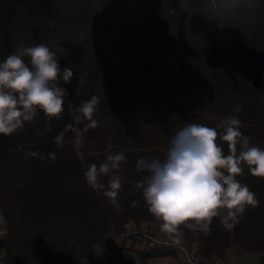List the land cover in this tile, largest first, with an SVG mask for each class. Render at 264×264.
I'll return each mask as SVG.
<instances>
[{
    "label": "trees",
    "instance_id": "16d2710c",
    "mask_svg": "<svg viewBox=\"0 0 264 264\" xmlns=\"http://www.w3.org/2000/svg\"><path fill=\"white\" fill-rule=\"evenodd\" d=\"M38 44L73 76L59 80L66 90L59 117L38 110L22 128L0 134L4 264H91L128 223L160 226L137 187L149 175L137 160L163 162L190 123L216 128L227 155L217 125L235 116L250 146L264 149V0H0V63ZM93 96L99 126L86 128L76 109ZM67 125L79 129L78 151ZM60 133L63 147L55 143ZM119 152L125 160L100 178L104 189L91 188L88 165ZM241 167L236 179L255 194V207L246 206L230 229L220 217L207 232L178 228L209 262L234 248L264 264V177ZM113 175L122 185L116 204L104 195ZM117 251L104 264H138L131 249Z\"/></svg>",
    "mask_w": 264,
    "mask_h": 264
},
{
    "label": "clouds",
    "instance_id": "9594fccd",
    "mask_svg": "<svg viewBox=\"0 0 264 264\" xmlns=\"http://www.w3.org/2000/svg\"><path fill=\"white\" fill-rule=\"evenodd\" d=\"M23 56L30 58L31 67ZM72 76V69L62 70L55 53L44 44L9 55L0 63V134L10 135L22 128L25 122L34 119L38 110L48 117H59L66 90L58 83L60 79L68 83ZM97 103L93 96L76 109L88 121L86 128L99 126L93 119ZM81 115L74 117L76 124L81 122ZM66 127L78 134L74 145L78 151L83 144L79 129L72 125ZM217 127L223 129L219 138L228 144L227 155L217 143L216 128L190 123L176 134L163 162L156 158L137 160L138 170L149 173L137 187L143 189L148 211L162 221V230L175 233L184 225L194 231L207 232L216 217L230 229L233 227L230 221L236 222L246 206L257 205L255 194L236 177L243 172L242 163L247 164L253 176L264 177V149L250 146L235 116L222 119ZM63 136L60 133L55 138L59 147H63ZM238 144L241 146L239 154ZM49 155L55 159L54 153ZM124 160L125 154L119 152L108 154L99 165H88L84 172L86 183L93 189H104L100 178L118 169ZM121 186L117 175L108 181L109 190L104 195L113 204L118 203L116 198Z\"/></svg>",
    "mask_w": 264,
    "mask_h": 264
},
{
    "label": "crops",
    "instance_id": "0c3cea01",
    "mask_svg": "<svg viewBox=\"0 0 264 264\" xmlns=\"http://www.w3.org/2000/svg\"><path fill=\"white\" fill-rule=\"evenodd\" d=\"M137 226L139 225H137L135 222H130L126 225L125 230ZM155 233L158 236L164 237H181L180 232L177 231L175 233H169L162 230L158 225H155ZM180 240L184 241L183 239ZM187 243L189 245L190 251H199V243L197 240L189 241ZM120 247L131 249L133 255L136 258V263L138 264H185V254L182 252L152 257L148 254L149 251L152 252L153 250L145 249L143 245L137 244L136 242L123 237L121 233H116V235H114V237L111 239L110 245L102 246L98 249L97 261L91 264H104L109 262L114 256L117 255V249ZM144 256H149L146 261L143 260ZM212 262L214 264H262L261 255L239 253L234 248H229L223 255L216 257Z\"/></svg>",
    "mask_w": 264,
    "mask_h": 264
},
{
    "label": "built area",
    "instance_id": "2783aa9c",
    "mask_svg": "<svg viewBox=\"0 0 264 264\" xmlns=\"http://www.w3.org/2000/svg\"><path fill=\"white\" fill-rule=\"evenodd\" d=\"M122 236L137 244L143 245L145 249L163 251L177 247L185 254V264H214L206 260L198 252L190 251L187 242L179 237L158 236L155 233V225H142L121 232Z\"/></svg>",
    "mask_w": 264,
    "mask_h": 264
},
{
    "label": "water",
    "instance_id": "95a60500",
    "mask_svg": "<svg viewBox=\"0 0 264 264\" xmlns=\"http://www.w3.org/2000/svg\"><path fill=\"white\" fill-rule=\"evenodd\" d=\"M4 221H5L4 215L0 210V226L4 223ZM176 252H182V250H180L177 247H173V248H169V249H166L163 251H154L153 250L152 252H149L148 255L152 256V257H156V256H164V255L172 254V253H176Z\"/></svg>",
    "mask_w": 264,
    "mask_h": 264
},
{
    "label": "rangeland",
    "instance_id": "374dc122",
    "mask_svg": "<svg viewBox=\"0 0 264 264\" xmlns=\"http://www.w3.org/2000/svg\"><path fill=\"white\" fill-rule=\"evenodd\" d=\"M121 232H123V231H121ZM4 234H5V227L2 224L0 226V240L2 239V237H3ZM3 256H4V252H3V249L0 247V264H4L3 263Z\"/></svg>",
    "mask_w": 264,
    "mask_h": 264
}]
</instances>
